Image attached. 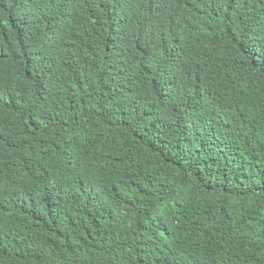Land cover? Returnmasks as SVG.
Segmentation results:
<instances>
[{
	"label": "trees",
	"instance_id": "trees-1",
	"mask_svg": "<svg viewBox=\"0 0 264 264\" xmlns=\"http://www.w3.org/2000/svg\"><path fill=\"white\" fill-rule=\"evenodd\" d=\"M0 264H264V0H0Z\"/></svg>",
	"mask_w": 264,
	"mask_h": 264
}]
</instances>
